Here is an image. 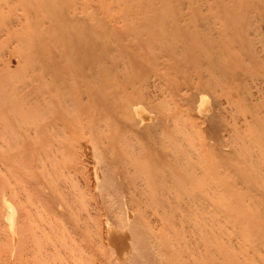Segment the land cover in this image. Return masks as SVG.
Masks as SVG:
<instances>
[{"label":"rangeland","instance_id":"obj_1","mask_svg":"<svg viewBox=\"0 0 264 264\" xmlns=\"http://www.w3.org/2000/svg\"><path fill=\"white\" fill-rule=\"evenodd\" d=\"M0 264H264V0H0Z\"/></svg>","mask_w":264,"mask_h":264},{"label":"bare ground","instance_id":"obj_2","mask_svg":"<svg viewBox=\"0 0 264 264\" xmlns=\"http://www.w3.org/2000/svg\"><path fill=\"white\" fill-rule=\"evenodd\" d=\"M203 96H205V95H203ZM207 98H208V96H207ZM201 101H202V98H201ZM206 101L208 102L209 100H206V99L203 100V107H201V109L208 108L209 104ZM199 106H202V105L200 104ZM132 113H133L134 117L139 116V118H140V116H141L140 120L137 119L138 125H141L144 122L149 123L152 120L150 117L151 115L145 110V108L142 105H136L134 107V110H132ZM147 125H149V124H147ZM147 127H149V126H147ZM149 128L151 129V127H149ZM3 205L7 211L5 220L9 224V227L11 228L14 236L19 239L18 229L20 228V223H21L20 217H22V212L19 210L18 206L16 204H14L12 201H10L6 196L3 197ZM127 215H128V220L132 219V214L130 213V211L127 212ZM109 234H110L109 235L110 239H112L113 243L118 242L119 239L123 238V244H121L123 246V250L127 251V252H130V251L132 252V250H131L132 244L129 241H127L128 237H129L128 231L119 232L118 230H116L112 226V224H109ZM120 234H123V235H120ZM122 261H123L122 257H119V263Z\"/></svg>","mask_w":264,"mask_h":264}]
</instances>
